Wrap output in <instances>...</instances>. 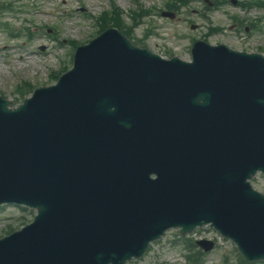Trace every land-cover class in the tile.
Listing matches in <instances>:
<instances>
[{
    "label": "water",
    "instance_id": "1",
    "mask_svg": "<svg viewBox=\"0 0 264 264\" xmlns=\"http://www.w3.org/2000/svg\"><path fill=\"white\" fill-rule=\"evenodd\" d=\"M192 55L164 62L108 30L45 95L0 100V204L38 211L0 264H125L205 223L264 259V197L246 183L264 173V58Z\"/></svg>",
    "mask_w": 264,
    "mask_h": 264
},
{
    "label": "rangeland",
    "instance_id": "2",
    "mask_svg": "<svg viewBox=\"0 0 264 264\" xmlns=\"http://www.w3.org/2000/svg\"><path fill=\"white\" fill-rule=\"evenodd\" d=\"M172 1L0 0V23L3 25L0 27V95L19 104L22 99L16 94V88L20 84L28 82L33 88L53 84V75L63 67L71 66V51L75 49L71 44L82 45L98 35L96 18L103 11H110L112 5L123 11V20L128 26L131 25L133 11L148 10L142 25L132 32V36L143 38L144 47L164 57L171 54L187 59L190 45L197 39L211 45L224 44L233 50L264 55V7L242 9L232 5L230 0H209L212 2L209 7L196 0L186 6L177 5V18L174 20L161 17L160 13L166 11V3ZM5 7L8 10H2ZM234 17L244 23L241 26L233 23ZM258 19L260 22L253 30L244 31L249 21ZM192 25L197 28L192 30ZM52 28L54 31L50 30ZM28 58L33 63L28 62ZM255 186L264 192V181L260 180ZM31 219L32 214L28 211L14 207L1 209L0 237L9 227L18 229ZM200 237L211 238L216 243L211 252L202 253L201 264H238L235 246L214 232L201 230L184 240L194 244ZM184 240L178 238L176 231H170L151 246L145 257L131 264H192L184 261L189 254V250L183 249ZM197 250L195 245L193 252Z\"/></svg>",
    "mask_w": 264,
    "mask_h": 264
},
{
    "label": "bare ground",
    "instance_id": "3",
    "mask_svg": "<svg viewBox=\"0 0 264 264\" xmlns=\"http://www.w3.org/2000/svg\"><path fill=\"white\" fill-rule=\"evenodd\" d=\"M29 60V62H33L31 59H28ZM1 70V69H0Z\"/></svg>",
    "mask_w": 264,
    "mask_h": 264
}]
</instances>
